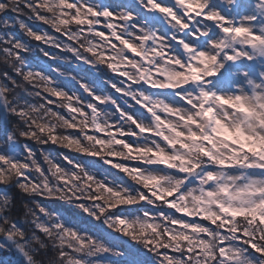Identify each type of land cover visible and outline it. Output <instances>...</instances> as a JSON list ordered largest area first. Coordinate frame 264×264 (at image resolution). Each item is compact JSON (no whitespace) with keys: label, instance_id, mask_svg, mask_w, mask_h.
Listing matches in <instances>:
<instances>
[{"label":"snow or ice","instance_id":"obj_1","mask_svg":"<svg viewBox=\"0 0 264 264\" xmlns=\"http://www.w3.org/2000/svg\"><path fill=\"white\" fill-rule=\"evenodd\" d=\"M0 264H264V0H0Z\"/></svg>","mask_w":264,"mask_h":264},{"label":"trees","instance_id":"obj_2","mask_svg":"<svg viewBox=\"0 0 264 264\" xmlns=\"http://www.w3.org/2000/svg\"><path fill=\"white\" fill-rule=\"evenodd\" d=\"M0 259L7 261L9 259L7 254H0Z\"/></svg>","mask_w":264,"mask_h":264}]
</instances>
